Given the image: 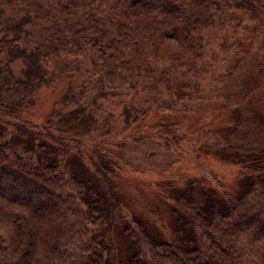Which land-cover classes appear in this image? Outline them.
I'll use <instances>...</instances> for the list:
<instances>
[{
    "label": "trees",
    "instance_id": "obj_1",
    "mask_svg": "<svg viewBox=\"0 0 264 264\" xmlns=\"http://www.w3.org/2000/svg\"><path fill=\"white\" fill-rule=\"evenodd\" d=\"M263 85L264 0H0V264H264Z\"/></svg>",
    "mask_w": 264,
    "mask_h": 264
},
{
    "label": "rangeland",
    "instance_id": "obj_2",
    "mask_svg": "<svg viewBox=\"0 0 264 264\" xmlns=\"http://www.w3.org/2000/svg\"><path fill=\"white\" fill-rule=\"evenodd\" d=\"M264 86V85H263ZM62 95V91L60 90H42L38 97H37V105L34 109L31 110L30 116L27 117L30 121H32L34 124L42 125L45 122V119L48 118V116H51L53 107L55 103H58L61 101L60 96ZM62 98V97H61ZM62 104V103H61ZM204 109H199L201 112ZM203 116V113H202ZM164 121V118H160V116H154L150 119L149 123H156L157 121ZM173 123L172 130L174 132H190L191 134H195L193 130H190L189 125L196 124V120L190 116L187 117H170L168 119ZM204 161V160H203ZM201 161H198L201 166H203L202 170L199 172L202 173L204 179L207 183L217 185L216 181L222 182L223 184H226L228 188L233 187V185L236 183V172L237 170L234 169V167L225 166L221 164L214 163L213 161L200 163ZM195 166H199L198 164H186L181 167H178L177 165L174 167L175 171H187L193 170L190 173H197L195 170ZM213 169V175L212 173ZM177 173V172H176ZM193 175V174H192ZM120 183L122 184V187H124L125 194L129 198L128 200L131 201V204L129 203V207L131 209L135 208V197H141V198H147L150 202H153L156 204L153 208L155 210H158V206H162L161 204V198L159 197V189H157L158 186V179L154 177H149L146 175H132L129 172L123 171L120 174ZM156 187V188H155ZM159 187V186H158ZM144 196V197H143ZM134 201V202H133ZM158 205V206H157ZM129 207L128 210L130 209ZM129 214L130 212L127 211Z\"/></svg>",
    "mask_w": 264,
    "mask_h": 264
}]
</instances>
